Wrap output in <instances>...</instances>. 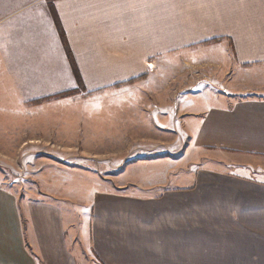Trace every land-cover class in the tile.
Masks as SVG:
<instances>
[{"label": "crops", "instance_id": "crops-1", "mask_svg": "<svg viewBox=\"0 0 264 264\" xmlns=\"http://www.w3.org/2000/svg\"><path fill=\"white\" fill-rule=\"evenodd\" d=\"M52 6L83 90L112 89L119 108L135 101L117 90L130 91L126 83L172 50L217 37L264 44V0H0V60L17 78L42 77L33 92L78 87ZM242 55L263 61L264 49ZM183 99L182 133L195 150L222 154L194 181L173 166L144 178L137 168L147 161L136 164L98 193L79 230L59 205L22 209L0 184V264H264V96L221 95L193 108ZM159 124L167 133V120ZM77 240L90 255L78 257Z\"/></svg>", "mask_w": 264, "mask_h": 264}, {"label": "rangeland", "instance_id": "rangeland-1", "mask_svg": "<svg viewBox=\"0 0 264 264\" xmlns=\"http://www.w3.org/2000/svg\"><path fill=\"white\" fill-rule=\"evenodd\" d=\"M258 48L264 44L238 46L217 37L172 50L155 61L152 74L126 83L130 91L117 90L115 96L135 101L127 108H119L112 89L86 93L74 73L78 87L69 93L33 92L32 80L42 77L17 78L0 60V184L22 209L29 202L59 205L79 230L98 193L119 175L127 178L136 164L147 161L137 168L144 178L180 167L175 173L191 183L204 161L222 154L193 148L182 133L179 102L184 98L193 108L221 95L263 97L264 60H242L243 52ZM161 119L167 133H160ZM158 158L167 161H151ZM72 249L80 259L90 255L78 240Z\"/></svg>", "mask_w": 264, "mask_h": 264}, {"label": "trees", "instance_id": "trees-1", "mask_svg": "<svg viewBox=\"0 0 264 264\" xmlns=\"http://www.w3.org/2000/svg\"><path fill=\"white\" fill-rule=\"evenodd\" d=\"M52 11H53V14H54V17H55V20H56V23H57V26H58V29L61 33V36H62V40H63V43H64V46H65V49H66V52H67V55L69 57V60L71 62V65L73 67V71H74V74L76 75V78L80 84V87L83 88L84 84H83V80H82V76L80 74V71H79V68H78V65H77V62L75 60V57H74V54L71 50V47L67 41V38H66V35L60 25V22H59V19H58V16H57V13L55 12V10L53 9V6H52ZM137 79V78H136ZM136 79H132L130 80V82L136 80ZM119 85V84H118ZM72 90H68V91H64V92H60V93H57L56 95H60V94H65V93H69L71 92Z\"/></svg>", "mask_w": 264, "mask_h": 264}, {"label": "bare ground", "instance_id": "bare-ground-1", "mask_svg": "<svg viewBox=\"0 0 264 264\" xmlns=\"http://www.w3.org/2000/svg\"><path fill=\"white\" fill-rule=\"evenodd\" d=\"M152 66H154V65H152Z\"/></svg>", "mask_w": 264, "mask_h": 264}]
</instances>
